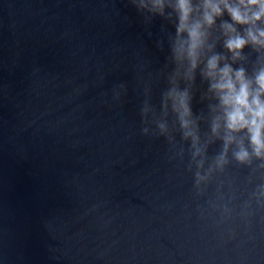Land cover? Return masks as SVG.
Masks as SVG:
<instances>
[{
  "label": "water",
  "instance_id": "obj_1",
  "mask_svg": "<svg viewBox=\"0 0 264 264\" xmlns=\"http://www.w3.org/2000/svg\"><path fill=\"white\" fill-rule=\"evenodd\" d=\"M150 9L0 0V264H264V168L230 151L194 186L168 93L187 89L202 142L218 101L203 64L189 80L175 60V13Z\"/></svg>",
  "mask_w": 264,
  "mask_h": 264
},
{
  "label": "clouds",
  "instance_id": "obj_2",
  "mask_svg": "<svg viewBox=\"0 0 264 264\" xmlns=\"http://www.w3.org/2000/svg\"><path fill=\"white\" fill-rule=\"evenodd\" d=\"M150 2V10L160 15H164L166 6L175 13V60L184 67L189 80H194L196 70L203 64L201 75L210 81L209 91L218 101L213 108L210 136L202 142L187 89L173 88L168 93L182 138L191 141V163L197 168L194 186L199 189L215 170H223L229 163L230 151L239 164L251 167L255 160L260 162L258 168H264V0ZM225 15L228 19H224ZM218 21L223 47L230 57L214 52L215 43L209 42ZM245 48L256 53L251 75L244 66L233 67L237 61L248 60ZM159 127L167 131L164 123ZM213 138L221 140L222 147L202 173L200 169H204L207 147L214 143ZM252 195L258 203L264 199V184L257 185Z\"/></svg>",
  "mask_w": 264,
  "mask_h": 264
}]
</instances>
